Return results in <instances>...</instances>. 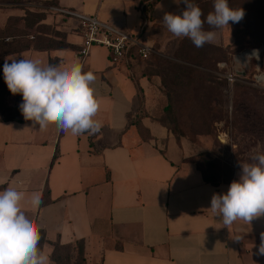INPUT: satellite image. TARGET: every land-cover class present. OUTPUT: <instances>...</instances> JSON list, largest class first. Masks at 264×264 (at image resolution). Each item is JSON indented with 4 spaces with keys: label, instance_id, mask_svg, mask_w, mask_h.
<instances>
[{
    "label": "crops",
    "instance_id": "0c3cea01",
    "mask_svg": "<svg viewBox=\"0 0 264 264\" xmlns=\"http://www.w3.org/2000/svg\"><path fill=\"white\" fill-rule=\"evenodd\" d=\"M145 1H2L0 31L11 18H22L11 29L19 32L10 33L7 41L35 35V44L41 45L9 53L1 63L78 61L80 21L49 11L51 5L141 33L156 53L175 57L182 37L168 31L163 16L177 14L180 0H158L144 30ZM28 11L44 18L30 27L24 19ZM145 61L131 51L114 65L108 48L91 49L82 66L96 76L100 109L95 119L102 127L94 135L74 136L55 124L42 129L25 119L0 120V190L11 185L24 193L27 215L46 233L43 249L49 261L55 243L83 240L89 264H264L259 251L264 215L250 224L237 220L225 226L210 209L213 195L226 193L242 173L217 186L204 180L191 160L201 146L153 119L163 101L162 77L148 71ZM34 192L42 197L36 207L30 203Z\"/></svg>",
    "mask_w": 264,
    "mask_h": 264
},
{
    "label": "clouds",
    "instance_id": "9594fccd",
    "mask_svg": "<svg viewBox=\"0 0 264 264\" xmlns=\"http://www.w3.org/2000/svg\"><path fill=\"white\" fill-rule=\"evenodd\" d=\"M183 2L186 9L182 14L165 13L163 23L174 36L189 38L197 48L216 38L215 31L204 29L205 23L223 29L244 16V11L231 8L228 0H214V10L206 18L197 4ZM251 56L259 59V50ZM3 74L10 92L22 95L20 111L34 126L43 129L55 124L58 130L74 136L94 135L101 129L102 123L95 119L100 109L93 87L96 76L92 70L85 72L79 61L42 65L39 59L6 60ZM251 159L252 163L241 165L240 179L234 180L226 193L211 199L210 209L225 226L237 220L250 224L264 215V154L257 153ZM23 201L24 193L16 187L0 190V264H50L48 254L39 246L41 228L27 215ZM41 202V194L32 193L31 206ZM259 251L264 254V239Z\"/></svg>",
    "mask_w": 264,
    "mask_h": 264
},
{
    "label": "rangeland",
    "instance_id": "374dc122",
    "mask_svg": "<svg viewBox=\"0 0 264 264\" xmlns=\"http://www.w3.org/2000/svg\"><path fill=\"white\" fill-rule=\"evenodd\" d=\"M248 4L244 3L241 6L244 16L238 22V36L234 35L230 21L229 26L214 30L216 38L213 43H206V48L194 46L189 55L202 54L209 50L216 51V48H220L225 51L227 58L230 57L232 60L240 50L264 49V21L261 20V14L257 11L256 4H253L251 11H246ZM183 10L184 7L181 6L177 14ZM11 29L13 26L9 29V33L19 32ZM183 38L187 39V37L181 39ZM20 40L25 39L20 38ZM21 43L26 42L21 41ZM36 45L40 46L41 44L37 43ZM158 57L177 61L175 57L169 58L154 53L144 62L145 68L151 73H156V70L160 68L158 64L161 63L157 59ZM218 58L219 55L216 52L214 56L205 59L199 68L212 73L211 71L216 68ZM0 67L3 68L1 62ZM200 77H204V74ZM205 78L207 80L204 81L206 85L204 90L197 88L199 86L196 84L195 88L180 89L176 92L169 90L168 87L163 89L161 86L162 100H166L165 94L167 90L170 91L173 95L174 113L178 118L177 123L171 125L172 128L177 127L182 137L200 145L202 152H209L222 170L220 176L225 178L230 169H234L235 173H242L241 165L243 163H252L251 158L257 153L264 154V89L239 82L232 89V109H230L231 97L225 95L223 85L218 77ZM201 99H205L208 103L207 109H203ZM5 102L9 108H18V118H24L19 107L23 102L21 94L13 95L10 92L5 97ZM5 109L0 107V119L8 116ZM203 114L208 116L206 124L200 121ZM219 136L225 137L226 141H221ZM56 251L59 260L53 262L50 259V264H89L85 251L84 257L81 256L75 242L59 246Z\"/></svg>",
    "mask_w": 264,
    "mask_h": 264
},
{
    "label": "trees",
    "instance_id": "16d2710c",
    "mask_svg": "<svg viewBox=\"0 0 264 264\" xmlns=\"http://www.w3.org/2000/svg\"><path fill=\"white\" fill-rule=\"evenodd\" d=\"M2 1H12V2H19L21 0H0ZM158 0H152L151 2L148 0L145 1L146 5L144 7L145 13H147V18L150 19V11L151 8L154 6V4ZM247 1V2H246ZM190 2L197 4L204 16L203 18H206V16L212 12L214 0H190ZM229 6L233 9H242V5L244 3H249L246 7V11H251L253 4H256L257 11L261 14V20L264 21V0H228ZM180 5L184 7V10L186 9V5L184 4L183 0H180ZM241 7V8H240ZM183 10V11H184ZM182 11V12H183ZM179 13V14H182ZM44 18V15L38 14L32 11L27 12V16L24 18L26 20V23L28 26L32 27L36 22H40ZM22 18H11L9 21V24L5 31H0V62H2L3 56L9 54V53H16L20 52L22 50H27L30 48L38 47L35 44V38L36 36H33V40L25 39L20 40V38L14 39L12 42H8L6 37L10 34L9 29L14 27L16 23L21 21ZM231 26L234 31V35L238 36V23L231 22ZM147 28V25H145L144 30ZM204 29L206 31H214L217 29L211 28L207 23L204 24ZM28 34V33H23ZM22 34V35H23ZM184 39V38H183ZM181 39L179 47L175 53V58L177 61L170 60V59H164L162 57H158L157 59L161 64H158L160 68L156 70V72L162 77V85L163 89H166L167 87L169 90L176 92L180 89H190L195 88V84L198 85L201 89H205L206 85L204 81L207 79L205 77H215L217 78V75L208 73L202 69L199 68V66L202 65L205 59L214 56L216 52L219 55V58L217 59L216 69H218V63L221 61H227L231 62V58L226 56V53L224 50L220 48H216V51H205L202 54L197 55H189V52L191 49H193L194 44L192 41L187 39ZM21 41H25L26 43H21ZM48 48H51V45H47ZM204 48L207 47L205 44L203 46ZM203 48V49H204ZM252 49V48H250ZM248 50V49H246ZM264 50V49H263ZM245 51V50H243ZM242 52V50H240ZM133 53V51H132ZM135 54V53H134ZM156 57V56H155ZM140 59V58H139ZM50 64H57L55 61H51ZM254 65V63H253ZM204 74V77H200V75ZM219 80V79H218ZM221 81V80H220ZM222 85L224 84L223 81H221ZM239 84L236 83L235 85ZM139 92L142 93V89L137 83ZM10 94V90L8 89L5 81H4V74H3V68L0 67V107L6 108L5 111L7 112L8 116L5 118H2L0 120H22L24 118H18L17 115L19 114L18 108H9L6 105L5 97ZM166 100H164L162 103L156 107V111L154 112L153 119L159 120L162 123L166 124L171 131H173L178 137L181 135L178 132V128L175 129L172 128V124H176L178 121V118L175 116L174 113V107H173V95L170 93V91L167 90L166 94ZM200 102L203 105V109L208 108V103L205 99H201ZM166 115V116H165ZM201 123L206 124L208 123V116L203 114L200 118ZM210 131V129L208 128ZM192 161H195L199 169L202 171L204 180L208 183H211L213 185H219L221 183H231L235 176V170L230 169L228 172V175L224 178L220 176V173H222L221 168L217 165L216 161L214 160L213 156L209 152H201L194 157L191 158ZM46 242V233L44 230L41 229V240L39 246L43 249V246ZM78 247L79 254L84 257V251H85V243L83 240H78L75 242ZM68 245V244H67ZM59 246H62L60 243L54 244V250L50 256V259L54 262L59 260V257L57 256V248Z\"/></svg>",
    "mask_w": 264,
    "mask_h": 264
},
{
    "label": "built area",
    "instance_id": "2783aa9c",
    "mask_svg": "<svg viewBox=\"0 0 264 264\" xmlns=\"http://www.w3.org/2000/svg\"><path fill=\"white\" fill-rule=\"evenodd\" d=\"M49 11L60 12L80 21L83 42L76 52V57L81 65H84L91 49L94 46H104L109 50V57L112 64H119L126 60L133 51L141 60H147L156 53L154 48L142 37V34H131L120 30L96 16H91L78 11L65 9L56 6H47ZM144 24L147 25L148 18ZM254 50H259V59L251 56ZM251 56V58H249ZM254 63V65H253ZM245 69L246 75L237 73L238 70ZM223 81V91L230 98V109H232L231 92L238 82L246 83L253 87L264 89V50L262 48H252L235 55L231 62L221 61L218 69L211 71Z\"/></svg>",
    "mask_w": 264,
    "mask_h": 264
},
{
    "label": "water",
    "instance_id": "95a60500",
    "mask_svg": "<svg viewBox=\"0 0 264 264\" xmlns=\"http://www.w3.org/2000/svg\"><path fill=\"white\" fill-rule=\"evenodd\" d=\"M237 73L240 74V75H242V76H245V75H246V71H245V69L238 70ZM219 139H220L221 141H223V142L226 141V138H225V137H222V136H219Z\"/></svg>",
    "mask_w": 264,
    "mask_h": 264
}]
</instances>
